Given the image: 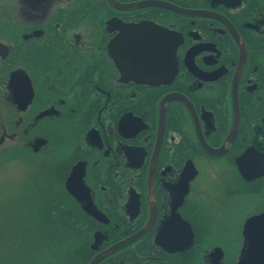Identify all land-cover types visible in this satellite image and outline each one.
<instances>
[{"label": "flooded vegetation", "instance_id": "obj_1", "mask_svg": "<svg viewBox=\"0 0 264 264\" xmlns=\"http://www.w3.org/2000/svg\"><path fill=\"white\" fill-rule=\"evenodd\" d=\"M0 138V264H264V0H0Z\"/></svg>", "mask_w": 264, "mask_h": 264}, {"label": "rangeland", "instance_id": "obj_2", "mask_svg": "<svg viewBox=\"0 0 264 264\" xmlns=\"http://www.w3.org/2000/svg\"><path fill=\"white\" fill-rule=\"evenodd\" d=\"M3 148L0 149V153H2L1 151ZM5 159L6 158L0 155V257L2 258L3 256L5 259H7L6 253L11 248L10 245L12 244L14 235L16 233L15 230L18 219L11 220L8 219L7 214L5 216L6 210H8V208L11 205L6 202H13L15 200V197L20 194L21 190H23L21 195L24 196V192L26 190L23 189L22 186L24 181L29 180V176H27V172L29 168H31V166L27 165L28 160L25 161L20 160L18 162L15 160L7 161ZM26 184L27 182L25 183V185ZM25 195L26 196L28 195L27 191ZM21 199L22 198H20L19 205L15 209V215L19 219L21 218L20 210L24 211L22 210V208H20L21 202L23 200ZM5 228L6 229L8 228V231H6ZM13 258L14 257H10V256L8 257V259L11 260ZM25 259H29L28 253Z\"/></svg>", "mask_w": 264, "mask_h": 264}, {"label": "water", "instance_id": "obj_3", "mask_svg": "<svg viewBox=\"0 0 264 264\" xmlns=\"http://www.w3.org/2000/svg\"><path fill=\"white\" fill-rule=\"evenodd\" d=\"M122 62L124 63L125 61L122 59ZM138 63V68H141V66H142V64H143V59H138V61H137ZM126 64H128V63H126ZM126 67L128 68V65H126ZM126 68V69H127ZM2 143H3V138H0V146L2 145Z\"/></svg>", "mask_w": 264, "mask_h": 264}]
</instances>
